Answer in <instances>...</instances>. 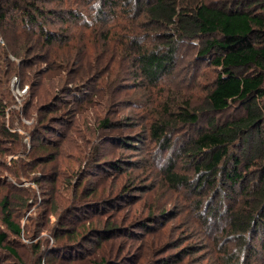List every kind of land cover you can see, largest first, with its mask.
<instances>
[{
  "label": "rangeland",
  "instance_id": "obj_1",
  "mask_svg": "<svg viewBox=\"0 0 264 264\" xmlns=\"http://www.w3.org/2000/svg\"><path fill=\"white\" fill-rule=\"evenodd\" d=\"M24 1L75 16L46 18L43 29L60 33L47 47L40 28L17 20L19 10L0 18V232L15 251L0 247V264H264V201L252 192L262 184L264 115L224 168L199 171L205 159L192 141L212 116L160 124L165 106L203 105L212 86L216 68L196 46L183 42L152 85L133 52L121 55L103 36L110 28L130 34L108 24L102 31L90 16L109 10L104 0ZM257 102L264 114V98ZM245 115L236 102L214 119ZM4 198L21 234L3 220Z\"/></svg>",
  "mask_w": 264,
  "mask_h": 264
},
{
  "label": "trees",
  "instance_id": "obj_2",
  "mask_svg": "<svg viewBox=\"0 0 264 264\" xmlns=\"http://www.w3.org/2000/svg\"><path fill=\"white\" fill-rule=\"evenodd\" d=\"M5 2L11 5H0L1 20L19 10L16 12L17 20H26L41 29L37 35L38 42L42 41V47L52 46L60 36V33L43 29L46 18L75 16L72 10H53L40 6L37 2ZM133 2L136 3L134 7ZM104 4L109 10L101 8L90 16H97L102 31L108 24L130 34H122L126 36L123 37L110 28L104 31L103 36L106 40H115L118 45L115 51L121 52V55H126L127 51L128 55L133 52L132 57L141 76L150 84L157 85L163 75L171 71L183 42L197 47L200 60L212 62L216 73L212 86L207 89L203 105L195 107L185 101V105H181V110L178 111H171L165 106L164 111L169 114V119L160 124L165 127L178 122L195 124L201 113L211 115L206 127L193 139L192 150L195 155H202L205 159L198 166L199 171L215 173L224 168L234 159L231 148H238L241 137L256 131L264 115L257 102L264 98V0H104ZM110 21L114 23H109ZM138 21L141 23L135 24ZM123 23L127 26L123 27ZM138 27L146 31L135 34L134 30ZM149 28H154L159 33L154 32L153 35ZM93 38H89L91 43ZM103 46L110 49L108 43ZM93 52L97 55V51ZM87 57L91 58L89 52ZM236 102L247 105V115L222 123L215 121L216 114L224 112ZM103 122L108 123L107 119ZM160 128V125H153L154 133L158 135ZM164 137L167 138L166 135ZM262 174V184L258 189H252L255 190L252 192L259 205L264 201V167ZM227 175L234 183L242 178V174L229 172ZM168 176L173 181H182L174 172H170ZM1 203L3 220L9 230L21 234L22 229L13 221L7 198ZM237 220L239 219H236V223ZM7 239V233L0 232V247L15 254L14 249L7 245Z\"/></svg>",
  "mask_w": 264,
  "mask_h": 264
}]
</instances>
